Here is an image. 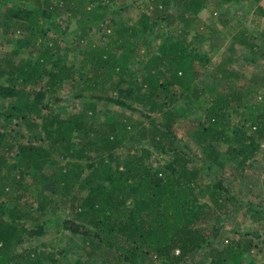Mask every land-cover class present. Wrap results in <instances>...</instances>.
<instances>
[{"label":"trees","instance_id":"obj_1","mask_svg":"<svg viewBox=\"0 0 264 264\" xmlns=\"http://www.w3.org/2000/svg\"><path fill=\"white\" fill-rule=\"evenodd\" d=\"M10 1L15 5L9 16L14 21L15 32L28 30L35 36L40 33L39 39L46 36L48 28L44 20H50L56 8L44 6V0ZM55 1L70 8L71 13L84 7L86 16L92 14L87 8L93 0ZM212 1L237 3L241 0ZM154 2L161 7L160 16L154 18L168 20L169 29L176 21L181 23V38L174 39L170 35L165 40L166 45L156 46L149 40L136 45L133 42L137 38V27L125 23L118 27V23L112 20L107 23L108 29L114 32L112 42L99 49L87 47L77 64L56 55L53 46H47L35 60L32 55L20 59L21 55L28 53L30 38L17 40L15 48L0 57V74L7 76V84L0 85V99L7 101L0 109V264H59L52 245L24 250L20 255L17 252L26 239L46 234L45 226L33 228L26 222L45 215L48 210L54 211L60 198L62 203L70 202L72 208L78 203L80 208L89 212L93 222L100 219L97 226L109 227L116 235L115 244L127 248L125 253L119 252L120 259L131 264H139L141 251L157 263L186 264L218 236L214 229L207 233L199 228L206 219L203 211L207 206L199 204L197 194L200 170L192 164L198 158L186 143L181 149L177 146L173 128L178 116L174 106L181 95L170 87H180L191 94L190 97L200 99L203 96L208 101V125L195 132L204 153L210 149L203 164L208 170L215 163L221 164L217 143H227V155L243 164L249 157H242V154L258 149L259 144L255 146V143L264 137V102L260 104L262 108L248 106L242 114L243 121L235 128H227L221 117L224 118L227 109L245 103L242 92L245 87L238 85L241 73L227 67L231 62L229 59L216 68L215 77L220 76V82L226 85L228 92L231 91L227 95L220 93L221 85L216 88L199 85V73L195 67L197 62L205 59L199 50L208 40L199 23L197 25L199 18L187 15H197L204 6H209L210 0H180L183 14L178 18L170 12L173 0ZM104 17L93 16V19L101 21ZM138 25L143 32H151L156 23L151 24V18L143 14ZM90 29L91 26L83 29L82 39ZM191 31L195 32L194 36ZM261 36L264 38V31ZM242 43L250 46L244 36ZM136 58L145 63L138 81L140 90L130 87L136 82L137 75L130 68ZM256 80V77L249 80L247 86L255 84ZM64 83H70L81 100L105 101L131 110H134L133 105L145 108L153 136L150 139L152 147L164 153H177L165 167L164 174L154 172L149 162L151 151L144 148L129 153L121 162H115L113 152L136 140L140 123L133 118L105 117L98 121L97 104L87 102L82 111L63 119L49 103L44 104L47 95H54ZM21 123L28 130H42L45 144L17 143L10 129ZM85 126L87 133L98 137L99 146L90 144L94 148H89L88 144L86 148L73 142L77 131ZM89 151L108 156L93 158ZM85 160L93 162L83 164ZM86 167L90 171L87 176ZM100 177L103 185L99 182ZM82 182L86 187L88 183L91 185L83 198L80 197L81 189H85ZM97 182L107 193L100 191ZM213 188L214 192L209 190L211 200L220 208L222 205L217 196L222 192L229 193L222 181L215 182ZM62 227L74 235L94 239L86 259L75 264H110L111 252L100 243L98 234L70 220L62 222ZM252 246L253 241L246 238L232 240L216 252L211 264H252L247 261ZM114 250L119 251L115 247Z\"/></svg>","mask_w":264,"mask_h":264},{"label":"rangeland","instance_id":"obj_2","mask_svg":"<svg viewBox=\"0 0 264 264\" xmlns=\"http://www.w3.org/2000/svg\"><path fill=\"white\" fill-rule=\"evenodd\" d=\"M180 0H173L171 4V14L177 18L183 13V6L179 3ZM211 2V0H210ZM72 8L74 2H72ZM44 6L54 9V15L50 20H44L45 26L48 28L46 36L39 39L42 35L32 33L31 31L22 32L14 30V21L10 16V11L15 5L10 0H3L0 6V57L8 55L16 46L17 40L22 38H30L31 45L27 54L21 55L19 58H29L32 55L33 60L47 46H53L56 50V55L67 59L73 64H77L79 56L84 53V50L89 47L97 49L105 47L112 42L114 32L108 29L107 23L115 20L119 27L121 23L127 26H136V37L133 44L142 45V41L149 40L156 46L166 45L165 40L170 35L175 38H181L182 24L178 21L169 29V22L162 18L161 20L154 18L160 16V6H156L154 0H93L91 6L87 9L92 12L91 15L84 14V7L77 13H71L67 6H63L55 0H44ZM157 12V13H156ZM151 18V24L156 25L153 31L143 32L139 27L138 22L142 15ZM105 16L101 21L93 19V16ZM189 17L196 16L199 18V23L202 31L207 35V42L200 47L199 54L204 57V61L196 63V70L199 73L198 83L201 87L216 88L221 85V92L227 95L226 85L220 82V76L215 77L216 68L224 60H230L227 67L230 70H235L241 73V79L238 85L245 87L242 90L245 97V103L241 107L227 109V114L224 118L221 117L227 128H235L243 121L242 114L246 112L248 106L256 105L261 107L264 102V38L261 34L264 31V0H241L240 2L219 3L212 1L209 6H204L201 11L194 15L187 13ZM156 21V22H155ZM54 23V24H52ZM158 24V25H157ZM90 27L84 39L81 38V33L85 27ZM13 27V29H12ZM59 32L57 33V31ZM192 35L195 32L191 31ZM183 35V34H182ZM246 37L250 46H245L242 43V38ZM33 38H35L33 41ZM185 40H190V37H185ZM54 41H57L55 44ZM115 49V48H114ZM256 52H254V51ZM258 51V52H257ZM116 52V51H115ZM145 66L143 59L136 58L132 61L130 68L137 75L135 83L130 85L134 90H140L139 80L142 74V68ZM257 78L256 83L247 86L249 80ZM7 84V76L0 74V85ZM126 85V84H125ZM260 85V86H259ZM39 87V86H38ZM173 91L181 95V99L174 106L175 114L178 116L173 132L177 138L178 147L181 149L186 143L193 151L198 159L192 164L193 167L200 170L199 184L197 189L199 204L206 205L204 208L205 221L199 228L207 233L212 229L216 230L218 236L211 239V243L200 250L196 256L186 264H211L216 252L223 249L232 240L246 238L253 241L250 253L247 255V261L252 264H264V137L259 139L255 146L259 144L258 149L252 150L247 155L242 154V157L248 156L249 159L243 164L242 161H235L227 155L229 145L227 143H217L216 151L220 153L219 163L211 166L208 170L203 164L206 159L204 149L200 144V140L196 139L195 132L204 129L208 125L206 118V106L208 101L202 96L196 99L191 94L185 92L180 87H170ZM210 95V93H209ZM77 93L70 86V83H64L60 86L54 95H47L44 104L49 103L53 107L56 114L63 119L68 118L72 114H77L82 111V107L87 102L97 104L96 120L100 121L110 117L113 119H121L129 116L136 123H140L139 132L136 133V140L125 144L119 150L113 152L115 162L123 161L129 153H134L138 149H147L151 151L150 163L153 166L154 172L162 175L165 172V167L176 158V152H162L159 148H154L151 145L152 133L149 122L145 115L148 111L143 107L133 105L134 110L126 107L115 106L108 102H94L89 100L78 99ZM7 104V101L0 99V109ZM88 126V124H86ZM88 128L78 130L75 134L73 142L83 145L87 148L88 144L99 146L100 141L94 134L87 133ZM10 132L17 143L35 144L42 146L45 144L42 130L31 131L21 123L19 127H11ZM229 135V134H228ZM93 145H90L92 147ZM94 148V146L92 147ZM93 158L98 155L106 158V153H96L89 151ZM100 157V158H101ZM241 157V159H242ZM93 161H83V164H91ZM90 173L86 167L85 176ZM222 181L224 188L229 195L224 192L220 193L217 198L220 200L222 207H218L211 200L209 190L215 182ZM99 182L103 185L102 177ZM87 183V181H86ZM85 189H81L80 197H85L88 194V187L82 182ZM97 185L100 191L107 193V190L98 182ZM74 198L76 196L74 195ZM62 200V198H60ZM58 200V205L54 211L48 210L45 215L37 216L35 219L26 222L27 226L36 227L38 225L45 226L46 234L35 239H26L21 248L17 252L18 255L24 250L40 248L42 245H52V249L57 254L59 264H75L77 261L86 259V253L90 251V244L94 239L74 235L63 229L62 222L70 220L76 224L86 226L90 230L99 235L100 243L103 247L110 250V264H131V262L122 261L120 259V251L125 253L127 248L123 249L118 246L114 239L115 233L109 230V227L97 226L91 220V216L86 209L79 207L77 203L75 207H71V203H62ZM98 242V239H97ZM119 251L114 250V247ZM177 254V252H176ZM139 264H163L154 262L148 254L143 251L138 254Z\"/></svg>","mask_w":264,"mask_h":264}]
</instances>
